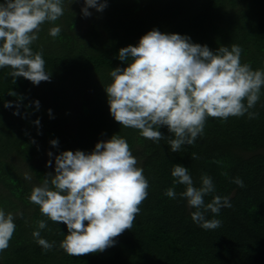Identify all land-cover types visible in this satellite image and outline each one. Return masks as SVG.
<instances>
[{
    "label": "trees",
    "instance_id": "16d2710c",
    "mask_svg": "<svg viewBox=\"0 0 264 264\" xmlns=\"http://www.w3.org/2000/svg\"><path fill=\"white\" fill-rule=\"evenodd\" d=\"M63 7V16L45 22L31 45L33 52L43 51L50 82L37 86L23 77L14 82L10 67L0 69V209L12 213L16 224L0 264H264V88L250 109L258 118L209 117L195 144L182 145L176 153L166 126L158 129L166 137L159 143L120 126L104 89L113 69L127 67L118 59L119 50L137 45L153 29L186 35L213 52L239 45L241 63L264 70V0H107L102 12L90 8L89 17L82 15L84 0H63ZM56 26L61 33L53 38L49 30ZM113 135L127 140L149 182L148 196L132 229L114 246L71 257L60 248L66 225L41 215L28 198L33 187L51 180L48 173L55 174L56 155L90 153ZM54 139L57 147L50 143ZM49 152L51 167L36 162ZM192 153L199 159H191ZM176 164L188 169L195 187L203 175L212 178L215 192L204 198L206 204L216 195L230 198L231 208H222L219 215L205 213L206 219L221 220V227L205 230L193 222L195 209L179 195L184 185H175V199L164 194L173 187ZM237 177L245 187L232 182ZM39 220L47 222L41 238L55 242L47 253L32 235Z\"/></svg>",
    "mask_w": 264,
    "mask_h": 264
},
{
    "label": "clouds",
    "instance_id": "9594fccd",
    "mask_svg": "<svg viewBox=\"0 0 264 264\" xmlns=\"http://www.w3.org/2000/svg\"><path fill=\"white\" fill-rule=\"evenodd\" d=\"M74 2V0H73ZM107 0H84V17L90 8L102 12ZM64 14L63 0H4L0 3V69L11 68V77H23L33 85L50 82L45 70L43 51L33 52L31 45L45 22H55ZM59 26L49 35H60ZM239 45L219 47L215 52L206 45L193 43L180 34H166L153 29L138 44L119 50L118 59L127 67L110 72L112 82L104 87L110 114L120 126L138 130L154 143L166 137L158 129L166 126L174 138L168 139L171 151L182 145L192 146L204 133L209 117L227 121L230 117L256 119L250 111L261 97L264 70H252L241 63ZM9 95H15L14 92ZM39 107V101L34 102ZM6 103L5 107H9ZM51 112V110H49ZM39 125V120L35 122ZM53 147L57 140L50 141ZM52 152L48 153L52 157ZM191 159H199L192 153ZM220 163V161H215ZM132 154L125 138L113 135L97 142L90 153L81 150L63 151L55 156L54 175L48 173L41 186L33 187L29 202L39 206L41 215L54 223H63L67 235L60 248L71 257L103 252L116 243V238L131 230L140 205L148 196L149 182ZM52 166V160L47 163ZM171 175L173 187L165 195L175 199V185H184L179 195L185 198L193 222L205 230L222 225L219 219H206L205 213L219 215L222 208H231L230 198L216 195L211 202L205 197L215 192L213 180L201 177L195 187L188 169L176 164ZM227 176V173H222ZM25 179L31 177L25 175ZM245 187L239 177L233 181ZM22 215V214H20ZM15 216L0 209V252L9 247L16 230ZM33 232L36 243L47 253L55 246L41 238L45 220L37 221Z\"/></svg>",
    "mask_w": 264,
    "mask_h": 264
},
{
    "label": "rangeland",
    "instance_id": "374dc122",
    "mask_svg": "<svg viewBox=\"0 0 264 264\" xmlns=\"http://www.w3.org/2000/svg\"><path fill=\"white\" fill-rule=\"evenodd\" d=\"M47 157H49L47 154H43V158L37 159L36 162H41V163H46L47 164L48 161L51 159L52 160V165H53V162H54L53 159L51 157L50 158H47Z\"/></svg>",
    "mask_w": 264,
    "mask_h": 264
}]
</instances>
